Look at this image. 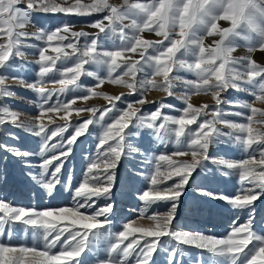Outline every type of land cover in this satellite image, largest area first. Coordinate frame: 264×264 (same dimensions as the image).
<instances>
[{"label":"snow or ice","instance_id":"6c2138e0","mask_svg":"<svg viewBox=\"0 0 264 264\" xmlns=\"http://www.w3.org/2000/svg\"><path fill=\"white\" fill-rule=\"evenodd\" d=\"M41 12L105 14L90 23L97 30L94 33L74 31L67 24L27 31L34 23L33 14ZM221 21L228 26H222ZM145 31L161 39H145ZM207 37L218 39L205 44ZM238 39L249 41V54L236 58L232 53ZM107 42L111 46L106 47ZM25 48L38 51L37 79L33 82L4 74L13 68L16 58L25 55ZM257 50L264 52V0H123L121 5L109 0H0V133L10 125L40 138L37 150L0 141V152L19 158L27 168L38 159L35 167L39 171L26 175L47 194H53L59 186L70 191L73 200L71 206L39 210L13 206L0 198V264H87L86 253L96 251L102 241H107L105 252L96 264H132L133 257L135 264H156L154 257L161 253L164 264H264V226L255 230L252 213L255 202L264 197V130L255 127L264 126V109L221 97L222 92L232 89L247 92L254 101L264 103V66L251 55ZM127 54L139 55L140 59ZM58 61L72 63L57 68ZM86 65L103 66L107 76L98 77ZM174 69L192 72L196 79L172 76ZM118 71L119 75H114ZM138 73H145L139 81ZM81 76L95 78L96 84L88 87L85 95L52 102L57 92L63 95L77 88L84 90L79 84ZM125 76L130 79L124 80ZM157 76L162 80L158 82ZM9 79L40 98L38 115L31 120L21 121L18 111L5 106L16 95L7 84ZM105 80L126 85L131 93L139 95L135 103L141 105L149 102L146 93L151 89L173 96V81H180L186 89L182 97L185 106L177 116L164 113L163 109L174 105L163 102L151 113H143L133 103L118 108L115 102L123 93L111 96L95 91ZM46 84H58L60 88L49 89ZM202 92L212 94L215 106L211 109L208 104L197 108L188 102L192 94ZM93 95H103L108 106L73 108L77 100L87 101ZM85 111L91 115L79 119ZM74 112L78 122L73 124ZM48 113L57 114L65 123L50 129L55 120ZM90 126L101 130L96 137L95 156L82 178L73 183L71 174L64 176V162L78 138L89 134ZM69 128L72 131L65 136ZM142 132L154 134L161 142L174 138L179 146L171 154L155 157L154 172L147 177L150 187L138 196L144 205L141 218L157 203L167 205L168 210L148 215V226H134L133 221L113 230L112 204L98 205L97 201L111 198L115 170L122 159L143 156L132 143ZM8 135L19 140L15 133ZM218 144H235L247 156L234 160L211 155L210 149ZM185 156L191 159H174ZM206 162L217 165L224 176L237 177L242 185L243 194L231 196L203 186L194 189L202 197L223 201L231 209L247 213L244 223L234 224L223 236L184 230L173 223L186 187L190 181L195 182L193 173L197 169L207 171ZM134 175L143 173L135 171ZM168 180L173 183L166 185ZM16 225L22 226L20 231L30 233L32 243L13 241ZM188 248L196 249L194 257L186 251Z\"/></svg>","mask_w":264,"mask_h":264},{"label":"rangeland","instance_id":"374dc122","mask_svg":"<svg viewBox=\"0 0 264 264\" xmlns=\"http://www.w3.org/2000/svg\"><path fill=\"white\" fill-rule=\"evenodd\" d=\"M105 13H93L87 16L79 15H69L65 13H34L32 25H29L27 31H35L38 27L48 29H55L63 24L72 26L74 31H85L88 33H94L97 30L91 28L89 25L93 20L100 19ZM88 19V20H87ZM61 21V22H60ZM222 26L227 27V22L221 21ZM143 38L156 41L161 39L155 33H149L145 31L143 33ZM214 39L218 37H207L205 39V44H210ZM254 39H256L254 35ZM31 43H40L38 41H31ZM81 43H83V38H81ZM117 44L120 43L119 40L116 41ZM236 48L233 51V57L239 58L246 56L249 53L247 48L249 46V41L238 39L236 41ZM106 47L111 46V42L105 44ZM25 52L23 57H18L13 61V68L5 75L21 77L28 82H33L37 79L36 73L38 71V65L35 63L38 59V51L35 48H25L22 49ZM71 51V50H68ZM151 51V50H149ZM55 55L54 53H50ZM133 55L134 59H140L139 55ZM252 58L256 60L259 64L264 66V52L257 50L251 54ZM71 61L68 64H62L57 62V68H62L71 65ZM89 70L96 73L100 78H105L107 76V70L103 66L91 65L85 66ZM122 71V70H120ZM146 72L150 73V69H146ZM114 75H119V71ZM180 76L184 79L194 80L196 76L192 72H186L181 70L176 72L173 70L172 76ZM145 73H138L136 80L139 81L144 78ZM59 78L58 76L56 77ZM124 80H129L128 76L123 77ZM159 82L162 77H155ZM173 83L176 87L173 89L174 95L168 96L166 92L159 89H151L147 91L146 98L148 103L143 105L135 103L139 99L138 94H133L126 85L114 84L108 80H105L103 85L96 87L95 91L104 93L111 96H117L123 93L119 101H116L118 108L126 107L127 103H133L135 108L141 109L143 113H151L158 107L159 102L165 104L174 105L173 108H165L163 112L169 115L177 116L180 115V109L185 106L182 97L186 89L183 87L180 81L174 80ZM8 85H11L12 90L16 93L13 98L6 101L5 106H10L11 110H16L20 114L21 121H29L33 117L38 115V105L40 103V98L31 90L20 86L11 79L7 81ZM79 84L84 87V90L79 88L70 90L67 93L61 95L57 92L52 97V102L57 99L64 101L71 99L74 96H82L86 94V89L88 87H93L96 84V79L89 76H81ZM49 89H59L60 85L46 84ZM221 97L223 99H237L241 101H247L253 103V105L258 109H264V103L259 101H254L253 98L247 92H237L235 90L229 89L227 92H222ZM193 106L199 108L203 104H208L210 109L215 106V100L211 93H199L192 94L189 101ZM108 106V101L103 95L90 96L87 101L77 100V103L73 105V108H88V107H99L104 108ZM221 107H227L226 105H221ZM236 110V109H233ZM55 120V124L50 125L51 128H55L59 125L65 123V121L60 120L58 115L55 113H48ZM60 115H63L61 113ZM91 115V113L85 111L80 114L79 119H86ZM99 115V113H97ZM211 118V116H209ZM260 119L259 116L256 117ZM230 119L240 120L238 117H230ZM107 121V117H106ZM71 122L74 124L78 122V117L73 113L71 117ZM45 123L47 119L45 118ZM223 128V125H219ZM191 128H195L196 125H191ZM255 127L264 130V126L256 125ZM225 132L229 131L227 128H223ZM72 128L68 129L65 133L67 136L71 133ZM101 130L98 127L90 126L89 134H85L78 138L75 145H73L72 153L64 162L63 173L66 177L71 174L73 178V183L80 180L82 175L86 172V166L90 159L95 156V145L97 143V134ZM8 133H15L19 136V140H12ZM59 138H53L51 143H55ZM0 141L7 142L9 144H15L17 147H21L25 150H37L40 144V138L35 137L33 134L29 133L26 129H18L7 125L3 131L0 133ZM132 143L135 147L142 150L143 156L137 155L135 158L122 159L119 166L116 168V181L112 189V196L109 200L100 199L97 201L98 205H103L105 203H110L113 206V213L111 214L112 229L116 230L127 222L136 223L134 226H148L151 221L147 219L148 215L153 213L163 214L168 210V206L162 203H157L152 205L147 212L144 213V218H141V211L144 208L143 202L138 199L142 190H146L150 187V181L147 179L154 172L155 157L159 154H171L176 151L179 147L173 139H167L161 142L160 139L148 132H142L138 138L132 139ZM210 154L217 157H225L229 159L239 160L241 158H246L247 154L242 153L239 147L235 144H218L210 149ZM51 155V153H48ZM147 159H144V157ZM178 160H190V156L185 157H174ZM257 159L259 155L257 154ZM38 159H33V167H25L19 160L9 153L0 152V198L9 202L13 206L25 207V208H36L39 210L57 208L61 206H71L73 203L72 193L58 186V190L53 194H47L42 188L36 185L26 173L32 171L36 173L39 171L35 165L39 164ZM207 171L202 169H197L196 173H193L194 183L190 181L189 185L185 189L184 195L181 197V202L177 209L176 219L174 220V225L178 228L191 231H199L206 234H212L216 236H223L234 224H242L247 219V213L241 212L239 210H234L228 207L225 202L218 200H211L207 197H202L194 191L197 186L207 187L209 190L221 192L227 195L243 194L240 189L242 187L238 178L235 176H224L223 170L217 165L206 162ZM163 170V169H162ZM135 171H140L143 176L134 175ZM176 179V178H173ZM173 180L166 181V185H171ZM164 184L161 187L166 186ZM243 186H247L246 184ZM91 211V210H89ZM253 216L255 218V230L259 231L262 226H264V197H261L255 202L252 209ZM21 225L15 226V231L13 232L12 239L14 242L21 243H32L30 233H24L20 231ZM139 235V234H138ZM3 238V237H0ZM107 241H102L97 250L93 253H86L85 259L87 264H96V260L101 258L105 252V246ZM251 247V245H249ZM187 252L195 256L196 249L188 248ZM164 254H156L155 260L156 264H164L163 259ZM132 264H135V258H131Z\"/></svg>","mask_w":264,"mask_h":264},{"label":"built area","instance_id":"2783aa9c","mask_svg":"<svg viewBox=\"0 0 264 264\" xmlns=\"http://www.w3.org/2000/svg\"><path fill=\"white\" fill-rule=\"evenodd\" d=\"M109 3L113 5H121L123 3V0H109Z\"/></svg>","mask_w":264,"mask_h":264},{"label":"crops","instance_id":"0c3cea01","mask_svg":"<svg viewBox=\"0 0 264 264\" xmlns=\"http://www.w3.org/2000/svg\"><path fill=\"white\" fill-rule=\"evenodd\" d=\"M84 2H85V3H88V2H89V0H84ZM45 14H49V13H45Z\"/></svg>","mask_w":264,"mask_h":264},{"label":"bare ground","instance_id":"6f19581e","mask_svg":"<svg viewBox=\"0 0 264 264\" xmlns=\"http://www.w3.org/2000/svg\"><path fill=\"white\" fill-rule=\"evenodd\" d=\"M61 22V21H60Z\"/></svg>","mask_w":264,"mask_h":264},{"label":"water","instance_id":"95a60500","mask_svg":"<svg viewBox=\"0 0 264 264\" xmlns=\"http://www.w3.org/2000/svg\"><path fill=\"white\" fill-rule=\"evenodd\" d=\"M88 20V19H87Z\"/></svg>","mask_w":264,"mask_h":264}]
</instances>
